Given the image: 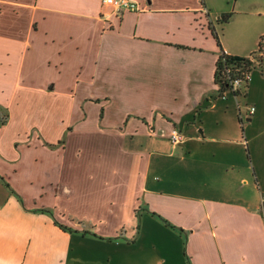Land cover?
<instances>
[{"label":"crops","instance_id":"obj_1","mask_svg":"<svg viewBox=\"0 0 264 264\" xmlns=\"http://www.w3.org/2000/svg\"><path fill=\"white\" fill-rule=\"evenodd\" d=\"M133 1L0 0V264H264V62L237 95L215 80L220 52L250 57L264 30L220 38L241 0ZM247 5L264 16V0ZM210 116L219 134L199 128ZM237 145L262 200L212 195L205 165L203 181H174L201 155L235 167Z\"/></svg>","mask_w":264,"mask_h":264},{"label":"rangeland","instance_id":"obj_2","mask_svg":"<svg viewBox=\"0 0 264 264\" xmlns=\"http://www.w3.org/2000/svg\"><path fill=\"white\" fill-rule=\"evenodd\" d=\"M248 1L249 0H241L240 6L242 8H247ZM241 7H238V9H236V11L234 12L232 9L225 12V13H231V16L228 22H224V21L220 22L218 19L219 15H217L218 18L216 19V26H217L218 32L220 33V38H222L226 43H231L233 45H237L238 47H244V45L250 44V41L257 27H258V30H261V29L264 30V16L260 15L259 17H256V16H252L249 13H246V14L242 13L241 10H244V9H241ZM254 10L256 9L254 8ZM241 103H243L245 107L248 106L246 105L247 104L246 98H243ZM244 122L245 123L247 122L246 118H244ZM199 126H200L199 128H201L202 130L207 129L206 132L208 134L210 130L213 131L214 134L220 133V129L216 125L215 116L208 117L206 121H203L202 119V121L199 122ZM205 126H206V129H205ZM239 127L240 128H238L237 132H234V131L230 132L231 134L230 138L231 137L238 138L243 143H245L244 140L246 137L245 135H243L244 131H242L240 125ZM195 134H198V130L195 131ZM205 134L206 133H200L201 138L206 139L207 135ZM183 138H188L186 133L184 134ZM170 141L167 139V137L161 140L158 139L157 142H160L163 147H156V149H160L162 152H164L163 148L165 150L168 149V147H164V146L171 145L172 141L171 142ZM150 142L152 141H150L149 139V143ZM237 146L239 149H241V151L239 150L238 155L233 157L234 159L233 164L236 165L235 167L226 168L223 166L220 170L215 171V167L217 165L211 166L210 160L199 161L200 159L204 158L201 155V156H197L196 162L193 161L190 163V169H191L190 171L180 166V168L175 171V174H171V175L174 181L176 180L194 181L193 183L195 184V181H199V182H201V180L203 181V175H205V173H203V171H205L203 166L205 165L208 168L207 172H209L210 170V175L206 176V180L210 182L213 186V189L210 191L212 195L231 197L233 194V191L236 188H238L239 190L240 189L251 190L254 195L258 194L260 199L262 200L263 199V189L258 187L257 179L253 175V167H252L253 158L252 157H251L252 159L250 158V154L248 152L247 147L239 146V145ZM151 147L152 146L149 144V149ZM197 147L202 148L203 146L201 143H198V144H195V148ZM202 149H198V150H202ZM156 157L157 156L155 155L153 159V169H152L153 174H155L154 171L156 170V165H155ZM171 164H172V161H171ZM181 171L184 172V177L182 174H180ZM191 173L196 174L197 177L200 176V178H196L192 180L189 177L186 179V177ZM68 230L70 231V229Z\"/></svg>","mask_w":264,"mask_h":264},{"label":"built area","instance_id":"obj_3","mask_svg":"<svg viewBox=\"0 0 264 264\" xmlns=\"http://www.w3.org/2000/svg\"><path fill=\"white\" fill-rule=\"evenodd\" d=\"M102 2L106 5H109L113 7L115 10L121 12L124 10H132V11H138L142 10L138 3H136L133 0H102ZM224 54L229 55L228 52L224 51ZM251 57V56H250ZM253 61H255L256 67H261V62L259 60H256L254 56L251 57ZM236 62V61H235ZM230 63L228 67H226V70L224 71V75L226 79H229L230 81V87L226 91H218V97L225 98L226 93L228 91L238 94V91H240V88L245 87L248 85L251 81V70L245 71L242 65H238L237 63ZM254 68V66L252 67ZM256 106L251 105L248 109V115H252L255 113ZM241 119L244 122V118L240 114ZM183 135L180 133V131L176 130L173 132V134L170 136V140L174 144H178L183 140Z\"/></svg>","mask_w":264,"mask_h":264},{"label":"trees","instance_id":"obj_4","mask_svg":"<svg viewBox=\"0 0 264 264\" xmlns=\"http://www.w3.org/2000/svg\"><path fill=\"white\" fill-rule=\"evenodd\" d=\"M231 13H223L220 18L219 21L222 22H228L230 19ZM213 31H215V29L213 28ZM218 42H219V35L218 33L214 32ZM254 56L256 60H259L261 62V65L264 62V35L261 36L260 42H259V47L257 51H254L251 54V57ZM251 57H239L236 55H226L224 54V50H222L219 54L218 60H217V67H216V71H215V80L216 83L219 85V89L220 91H226L229 89V85H230V81L229 79L225 78L224 75V71L226 70V67H228V65L230 63H237L238 65H242L245 71H250L252 70V67L255 64V61H253L251 59ZM9 119V111L7 108L3 107L0 105V127L5 124ZM241 122H243V120L240 117ZM66 228V227H64Z\"/></svg>","mask_w":264,"mask_h":264}]
</instances>
